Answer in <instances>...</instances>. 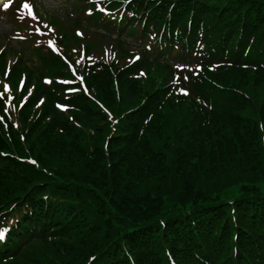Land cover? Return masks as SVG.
I'll use <instances>...</instances> for the list:
<instances>
[{
  "label": "trees",
  "instance_id": "obj_1",
  "mask_svg": "<svg viewBox=\"0 0 264 264\" xmlns=\"http://www.w3.org/2000/svg\"><path fill=\"white\" fill-rule=\"evenodd\" d=\"M96 1L118 48L37 49L51 84L0 100V264H264V0Z\"/></svg>",
  "mask_w": 264,
  "mask_h": 264
},
{
  "label": "rangeland",
  "instance_id": "obj_2",
  "mask_svg": "<svg viewBox=\"0 0 264 264\" xmlns=\"http://www.w3.org/2000/svg\"><path fill=\"white\" fill-rule=\"evenodd\" d=\"M11 1L13 0H9V2ZM6 4H8L7 8L4 7L5 4L0 5V48L4 45L5 46L7 45L6 42L8 41V39L9 41L10 40L12 41L16 38L13 33L14 32L13 29L20 23L21 17L24 14L23 12H21L20 15L18 14L19 16H17L16 19L14 18L11 19L10 17H8V11H7L10 7V3H6ZM28 4L30 6V10H32V6L39 8V12L41 16L42 15L44 16V13H46V11H50L51 14H55L61 17H68V15H70L68 14V10L71 9L66 3V0H28ZM27 11L29 12V9H27ZM71 17L73 16L71 15ZM84 27H85L84 31L88 33L87 37H90L91 33L95 34L94 27L92 29L89 25L86 24H84ZM98 33L96 34L95 37H90V38L97 43L96 46L99 49L104 50L105 48L113 47L111 41L109 40L102 41L101 39H99ZM126 39H128L127 41L128 45L126 46V49L132 50L139 54L142 52V47H140L136 42L131 41L129 38L124 37V40ZM98 51L100 52V50Z\"/></svg>",
  "mask_w": 264,
  "mask_h": 264
},
{
  "label": "snow or ice",
  "instance_id": "obj_3",
  "mask_svg": "<svg viewBox=\"0 0 264 264\" xmlns=\"http://www.w3.org/2000/svg\"><path fill=\"white\" fill-rule=\"evenodd\" d=\"M90 2H95V0H90ZM124 2H127V0H124ZM4 7L7 8V7H8V4H5ZM23 7H24L25 9H29V15H32V12H31V10H30V6H29L28 3H24V4H23ZM100 10H101V11H106V10L103 9V8H101ZM86 14L91 15V10H88V11L86 12ZM106 14H107V13H106ZM77 34H78V35H82V34L79 33V32H77ZM54 50H55V49H54ZM0 51H2V50H0ZM136 59H139V57H136ZM71 67H72V66L69 65V68H71ZM141 75H142V74H141ZM76 79L79 80V79H81V78H80L79 76H77ZM185 79H187V77H185ZM46 82H47V81H46ZM175 82H176V81L173 80V83H175ZM3 87H4V90H5V91L8 90V85H7V84H5ZM184 94L187 95L188 93L185 91ZM57 107H61V106H60V105H57ZM70 119H71V118H70ZM9 231H10V229H8V228L0 227V242H3V241L7 238V233H8Z\"/></svg>",
  "mask_w": 264,
  "mask_h": 264
}]
</instances>
